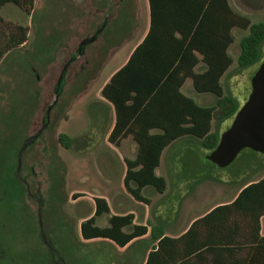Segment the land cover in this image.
Returning a JSON list of instances; mask_svg holds the SVG:
<instances>
[{
    "label": "rangeland",
    "instance_id": "obj_1",
    "mask_svg": "<svg viewBox=\"0 0 264 264\" xmlns=\"http://www.w3.org/2000/svg\"><path fill=\"white\" fill-rule=\"evenodd\" d=\"M230 3L253 23L264 21V0ZM108 13L106 0H34L27 9L13 3L0 8V264H143L157 243L151 233L126 249L108 238H83L81 224L95 214V197L111 204L96 218L99 226L109 225L112 214L131 211L136 223L175 235L190 226V217L232 202L245 183L264 177V153L249 148L226 168L211 162L207 170L199 168L188 154L194 150L188 138L162 155L157 173L167 180L165 192L144 188L146 204L127 191L123 158L135 157L138 146L132 137L118 147L108 142L114 110L101 91L144 38L149 0H127L124 12L101 31ZM233 33V64L221 82L242 106L263 77L264 44L260 59L242 68L240 41L249 29ZM183 91L204 104L217 100L198 93L191 78ZM233 119L214 122L213 131L222 134ZM61 133L73 137L71 148L61 143ZM33 163L38 166L29 167ZM207 171L211 175L202 178ZM16 176L30 177L31 185Z\"/></svg>",
    "mask_w": 264,
    "mask_h": 264
},
{
    "label": "trees",
    "instance_id": "obj_2",
    "mask_svg": "<svg viewBox=\"0 0 264 264\" xmlns=\"http://www.w3.org/2000/svg\"><path fill=\"white\" fill-rule=\"evenodd\" d=\"M106 1L109 13L101 31L111 25L120 10L124 12L127 0ZM8 3L27 9L34 0H0V8ZM116 8L117 14L112 13ZM149 8L146 37L101 91L104 102L115 113L108 141L120 146L132 137L138 146L135 157L125 158L124 185L136 200L146 204L150 198L143 194L144 188L152 186L158 193L167 189L166 178L157 173L164 151L190 138L187 141L194 150L188 154L199 160V168L207 170L208 162L213 163L208 155L221 137L220 129L213 131L214 122L220 126L241 107L234 97L225 94L221 82L233 64L229 52L235 41L233 29H249L240 41L238 62L242 68L260 59L264 44V21L253 23L248 15L235 10L230 0H149ZM24 41L26 34L20 43ZM2 56L0 51V59ZM189 78L202 96H216V103L204 104L186 94L183 87ZM60 141L71 148L73 137L61 133ZM35 165L38 163L29 167ZM208 175L207 171L202 178ZM29 179L26 185H31ZM110 211L105 197H95V214L81 224L83 238H108L125 247L151 233L157 244L145 264H264V236L260 234L264 177L245 183L231 203L214 207L179 237L167 235L158 225L136 223L131 211L112 214L107 226L97 225L96 218ZM39 213L43 216L42 202Z\"/></svg>",
    "mask_w": 264,
    "mask_h": 264
},
{
    "label": "water",
    "instance_id": "obj_3",
    "mask_svg": "<svg viewBox=\"0 0 264 264\" xmlns=\"http://www.w3.org/2000/svg\"><path fill=\"white\" fill-rule=\"evenodd\" d=\"M246 148L264 153V71L263 77L254 84L252 92L235 114L231 125L222 132L218 145L208 158L216 166L226 168Z\"/></svg>",
    "mask_w": 264,
    "mask_h": 264
},
{
    "label": "crops",
    "instance_id": "obj_4",
    "mask_svg": "<svg viewBox=\"0 0 264 264\" xmlns=\"http://www.w3.org/2000/svg\"><path fill=\"white\" fill-rule=\"evenodd\" d=\"M149 28H150V8H149V27H148V29H147V32H146V34H145V36H144V38L146 37V35H147V33H148V31H149ZM144 38L142 39V41L144 40ZM141 41V42H142ZM135 49V48H134ZM130 57V56H129ZM103 101H105L104 99H103ZM114 122H115V113H114V120H113V125H114ZM113 125H112V127H113ZM111 127V128H112ZM111 128H110V130H111ZM110 130H109V132H110ZM130 137H128V138H126V139H124L123 141H122V143L121 144H123L126 140H128ZM109 142V141H108ZM116 147H118V146H116ZM167 150V149H166ZM165 150V151H166ZM164 154V153H163ZM129 158H132V156H129ZM123 160H124V163H125V159L123 158ZM125 173H126V167H125V172H124V175H125ZM108 200V199H107ZM109 202V201H108ZM110 203V202H109ZM227 203H231V202H227ZM222 204H225V203H222ZM220 205V204H219ZM110 206H111V204H110ZM203 217V216H202ZM199 218H201V217H197V218H194V217H190L189 218V221H191V224H190V226L192 225V223L194 222V221H196L197 219H199ZM190 226L185 230V231H182V232H180V233H178V234H175V235H170V234H167V235H170V236H173V237H179V236H181V235H183L189 228H190ZM150 233H148L147 235H145V238L146 237H148V235H149ZM260 234L262 235V236H264V215L262 216V218H261V231H260ZM143 237V236H142ZM141 237V238H142ZM140 238V237H139ZM137 239V238H136ZM139 239H137V240H133L131 243H129L128 245H132L135 241H138ZM157 244V243H156ZM155 244V245H156ZM128 245L127 246H125V247H122V248H128ZM154 244H152L150 247H149V249H148V251H147V257H148V254H149V252L152 250V248L155 246ZM147 257H146V259H145V261H144V263L143 264H145V262H146V260H147Z\"/></svg>",
    "mask_w": 264,
    "mask_h": 264
},
{
    "label": "flooded vegetation",
    "instance_id": "obj_5",
    "mask_svg": "<svg viewBox=\"0 0 264 264\" xmlns=\"http://www.w3.org/2000/svg\"><path fill=\"white\" fill-rule=\"evenodd\" d=\"M116 18V16H113V20ZM113 23V21H112ZM25 148V147H24ZM24 148H20V150L18 151V156L19 158H21V154H22V151ZM20 167L18 168V171H19ZM19 179H21L22 181H24V179L20 176ZM26 182V181H25Z\"/></svg>",
    "mask_w": 264,
    "mask_h": 264
}]
</instances>
